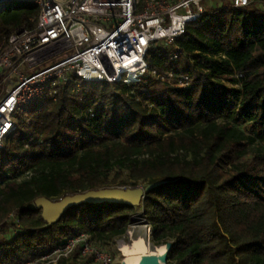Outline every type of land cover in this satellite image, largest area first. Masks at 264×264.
Masks as SVG:
<instances>
[{
	"label": "trees",
	"instance_id": "16d2710c",
	"mask_svg": "<svg viewBox=\"0 0 264 264\" xmlns=\"http://www.w3.org/2000/svg\"><path fill=\"white\" fill-rule=\"evenodd\" d=\"M38 13L31 2L6 5L0 42L34 28ZM145 57L139 83L72 78L18 115L0 148V264H53L41 258L82 233L113 253L139 211L152 241L172 244V264H264V0H215ZM155 182L137 206L81 203L52 224L34 204ZM81 247L55 264H99Z\"/></svg>",
	"mask_w": 264,
	"mask_h": 264
},
{
	"label": "built area",
	"instance_id": "2783aa9c",
	"mask_svg": "<svg viewBox=\"0 0 264 264\" xmlns=\"http://www.w3.org/2000/svg\"><path fill=\"white\" fill-rule=\"evenodd\" d=\"M21 1L37 4L39 13L34 28H18L0 42V148L15 130L19 114L42 95L55 100L59 88L72 78L139 83L148 72L145 56L150 44L174 43L215 0ZM229 1L244 7L257 0ZM10 3L7 0L5 7ZM181 53L176 50L169 59L174 61ZM153 75L173 79L172 72ZM176 83L186 86L188 79L183 76ZM77 244L82 254H91L99 264H118L114 254L92 245L83 233L69 237L64 247L41 261L55 264Z\"/></svg>",
	"mask_w": 264,
	"mask_h": 264
},
{
	"label": "water",
	"instance_id": "95a60500",
	"mask_svg": "<svg viewBox=\"0 0 264 264\" xmlns=\"http://www.w3.org/2000/svg\"><path fill=\"white\" fill-rule=\"evenodd\" d=\"M6 1L7 0H0V10L5 7ZM9 1L12 2L14 0ZM81 2L77 6H79ZM160 183L161 182L150 183L146 186L138 185L135 187H106L101 189L88 190L85 192L66 195L60 198L59 200H53L44 196H40L34 200V204L36 208L42 209L43 220L48 224H52L57 222L60 217L65 213V211H67L70 207L79 205L81 203L110 202L137 206L144 198L145 192L156 187ZM130 224L125 233L128 232ZM148 231V239L153 244V250H151V252H143V246H141V249H139L138 252L128 254L126 257L127 260L133 264H167V253L172 247V244L153 243L151 238L152 229L150 224H148ZM166 245H169L166 254L163 257H157L156 253L162 248H164Z\"/></svg>",
	"mask_w": 264,
	"mask_h": 264
},
{
	"label": "bare ground",
	"instance_id": "6f19581e",
	"mask_svg": "<svg viewBox=\"0 0 264 264\" xmlns=\"http://www.w3.org/2000/svg\"><path fill=\"white\" fill-rule=\"evenodd\" d=\"M148 234V223L144 219L142 211H139L132 217L127 236L119 241V247L122 249L124 256L123 264H133L129 262L126 257L134 250L139 251L141 246H143V252H151V250H153L154 247L152 242L148 239ZM168 247L169 245H166L157 253H154H156L157 257H163Z\"/></svg>",
	"mask_w": 264,
	"mask_h": 264
},
{
	"label": "rangeland",
	"instance_id": "374dc122",
	"mask_svg": "<svg viewBox=\"0 0 264 264\" xmlns=\"http://www.w3.org/2000/svg\"><path fill=\"white\" fill-rule=\"evenodd\" d=\"M147 222V221H146ZM127 236V233H125L122 237L116 239L112 244H111V248H112V254L115 255L116 259H117V263L118 264H123V260H124V256H123V251L122 249L119 247V241L123 238H125ZM121 249V250H120ZM138 251H132L131 253H135ZM167 264H172L170 262L167 261Z\"/></svg>",
	"mask_w": 264,
	"mask_h": 264
}]
</instances>
